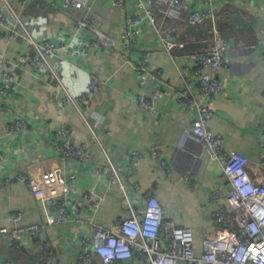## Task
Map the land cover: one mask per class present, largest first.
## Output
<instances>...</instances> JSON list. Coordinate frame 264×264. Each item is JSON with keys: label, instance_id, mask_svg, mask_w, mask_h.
I'll list each match as a JSON object with an SVG mask.
<instances>
[{"label": "crops", "instance_id": "1", "mask_svg": "<svg viewBox=\"0 0 264 264\" xmlns=\"http://www.w3.org/2000/svg\"><path fill=\"white\" fill-rule=\"evenodd\" d=\"M83 1L85 8L75 11L66 10L65 0L15 4L28 30L38 40L69 42L74 22L91 13L95 24L117 43L110 49L99 44L92 55L76 56L59 67L64 83L75 95L88 91L93 73L108 80L91 108L101 117H90L94 132L75 106L61 108L58 97L64 92L53 76H39L32 69L17 66L0 73V148L6 155L0 163V226L38 224L42 229L37 236H26L21 248L0 236V262L9 258L15 264H39L38 245L48 241L54 249L49 255L51 264H76L79 238L92 236L95 224L111 228L118 219L129 215L123 190L111 183L108 174L98 172L100 167L108 168L110 162L120 170L129 198L141 213L148 198H157L165 218L194 229L196 248L201 252L204 234L216 225L212 217L217 207L213 199L216 190L223 191L222 205L230 208L225 203L229 187L223 166L210 157L192 133L198 111L183 107L179 100L186 92L202 100L199 77L195 74L197 65L189 53L209 47L206 39L213 24L210 20L202 25L193 24L190 15L193 11L212 10L221 33L233 41L228 52L230 62L219 72L223 91L208 99V126L224 137L228 150L248 157L253 176L264 180V0H212V4L206 0H154L156 23L143 22L138 43L129 51L118 40L129 19L140 14L139 0H126L124 10L115 7L112 0ZM237 16L244 20V28H237L238 22L233 20ZM162 28L175 29L185 50L169 52L159 33ZM84 34L86 40L98 39L90 30ZM0 48L13 61L20 53L35 55L23 38L12 40L1 31ZM143 53L149 54V70L139 73L137 66ZM9 73L13 80L7 81ZM141 92L154 99L155 113L140 105ZM14 118L24 120L28 129L8 134L5 124ZM64 124L69 128L66 140L87 145L95 157L93 161L66 160L57 152L54 143ZM95 134L109 157L96 143ZM153 148L158 151L157 158L148 154ZM134 151L144 158L135 162ZM54 168L62 169L67 180L75 176L70 179L68 194L75 205L67 221L52 214L48 204L38 199L25 183L7 180L20 172L39 175ZM186 176L193 178L187 181ZM91 190L106 196L97 210L90 209L85 197ZM12 213H22L23 219L10 222ZM93 264L102 262L97 260ZM128 264L146 263L134 258Z\"/></svg>", "mask_w": 264, "mask_h": 264}, {"label": "built area", "instance_id": "2", "mask_svg": "<svg viewBox=\"0 0 264 264\" xmlns=\"http://www.w3.org/2000/svg\"><path fill=\"white\" fill-rule=\"evenodd\" d=\"M125 1L112 0L113 5L120 10L125 9ZM31 2L33 0H0L1 33L8 35L12 40L23 38L35 52L34 56L30 53H20L13 61L0 48V73L11 71L12 67L17 66L26 70L32 69L39 76L44 74L53 76L58 82L59 90L64 92L63 96L58 97L61 108L67 109L69 105L75 106L83 121L94 132L95 126L90 122V117L94 114L91 108L100 91L108 84V80L93 73L88 91L75 95L64 83L59 67L63 68L76 56L92 55L99 44L110 49L116 45L117 39L103 32L95 24L94 16L88 13L74 22L73 36L69 42L38 40L30 33L21 13L15 6L16 3L26 6ZM206 2L212 4V0H206ZM154 5V0L138 1L140 14L129 19L127 27L118 40L126 51L136 47L145 20L156 23ZM85 6L86 1L83 0H65V8L69 11L80 10ZM4 8L9 11V15L4 12ZM215 17L212 10L193 11L190 15V21L193 24L202 25L209 20L213 24L206 39L209 47L205 51L193 50L189 53V57L197 65L195 74L199 77L198 92L202 100H197L191 92L182 94L179 100L183 107L198 111L199 115L192 127V133L201 140L203 148L210 157L223 166V173L229 187L225 203L230 210L222 205L223 191L216 190L213 199L217 207L212 214L216 225L212 231L204 234L203 250L199 252L196 248L194 229L165 218L163 208L157 198H148L146 208L141 213L129 198L120 170L110 162L108 168L100 167L98 172L108 174L112 178L111 183L118 184L123 190L129 215L118 219L111 228L95 224L92 236L79 238L80 251L76 264H93L97 260L102 264H128L134 258L141 259L146 264H264V180L258 181L253 176L248 157L237 151L228 150L224 137L214 133L208 126V116L211 110L208 99L223 91L219 72L229 64L228 52L233 45V41L221 33L214 21ZM86 30L92 31L98 39L86 40L84 34ZM159 33L169 52L185 48L177 40L175 29L162 28ZM137 70L139 73L148 72V53L142 54ZM8 75L10 76L7 81L13 80L12 73ZM7 86L10 89L9 84ZM138 100L143 108L156 112L155 101L149 94L141 92ZM94 116L98 120L101 118L99 114H94ZM27 129V123L20 118H14L5 124V130L10 135ZM67 135H69V128L64 124L59 127L54 143L55 149L64 159L80 161L95 159L87 145L71 144L69 140H66ZM94 139L103 148L104 154L109 157L96 134ZM148 154L157 158L158 151L153 148L148 151ZM132 156L135 162L144 158V155L138 151H134ZM5 160L6 155L0 148V163ZM262 162L264 164V156ZM163 164L168 166L167 162ZM74 178L75 176H71L70 179L74 180ZM192 178L193 176L185 177L187 181ZM70 179L67 180L63 176L62 169L54 168L39 175H26L20 172L14 178L7 180L25 183L38 199L48 204L52 214L67 221L71 217L70 209L75 205L68 196ZM85 197L90 202V209L97 210L106 196L91 190L86 193ZM22 219V213L9 215V221L12 223H17ZM41 230L38 224L14 228L0 226V236L7 238L10 245L21 248L26 236H37ZM38 249V263L51 264L49 255L54 253L52 244L48 241H41ZM0 264H15V262L7 258L3 259Z\"/></svg>", "mask_w": 264, "mask_h": 264}, {"label": "water", "instance_id": "3", "mask_svg": "<svg viewBox=\"0 0 264 264\" xmlns=\"http://www.w3.org/2000/svg\"><path fill=\"white\" fill-rule=\"evenodd\" d=\"M4 12L9 15V11L6 8H4ZM233 20H235L236 22H238L237 28H244L245 27V22H244V20L240 16H237Z\"/></svg>", "mask_w": 264, "mask_h": 264}]
</instances>
